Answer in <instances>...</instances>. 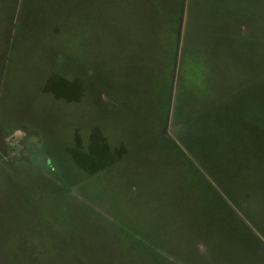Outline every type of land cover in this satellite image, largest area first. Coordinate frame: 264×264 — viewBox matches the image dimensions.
I'll use <instances>...</instances> for the list:
<instances>
[{
	"label": "rangeland",
	"instance_id": "1",
	"mask_svg": "<svg viewBox=\"0 0 264 264\" xmlns=\"http://www.w3.org/2000/svg\"><path fill=\"white\" fill-rule=\"evenodd\" d=\"M0 264H264V0H0Z\"/></svg>",
	"mask_w": 264,
	"mask_h": 264
},
{
	"label": "trees",
	"instance_id": "2",
	"mask_svg": "<svg viewBox=\"0 0 264 264\" xmlns=\"http://www.w3.org/2000/svg\"><path fill=\"white\" fill-rule=\"evenodd\" d=\"M170 58H171V51H170ZM172 60V59H171ZM167 61H170V59H168L167 58ZM170 81H171V79H170ZM169 84H170V82H169ZM178 93V94H177ZM176 94H177V99H179V91H176ZM181 95V94H180ZM182 101V99L180 98V102ZM175 105V107L178 105V101H176V104H174ZM183 111V110H182ZM184 112V111H183ZM175 115H176V113H175ZM186 115V114H185ZM181 116L183 117V115L181 114Z\"/></svg>",
	"mask_w": 264,
	"mask_h": 264
}]
</instances>
